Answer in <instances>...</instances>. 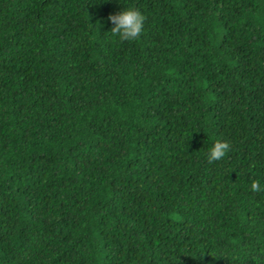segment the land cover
<instances>
[{
    "label": "trees",
    "instance_id": "trees-1",
    "mask_svg": "<svg viewBox=\"0 0 264 264\" xmlns=\"http://www.w3.org/2000/svg\"><path fill=\"white\" fill-rule=\"evenodd\" d=\"M0 264H264V0H0Z\"/></svg>",
    "mask_w": 264,
    "mask_h": 264
},
{
    "label": "clouds",
    "instance_id": "clouds-1",
    "mask_svg": "<svg viewBox=\"0 0 264 264\" xmlns=\"http://www.w3.org/2000/svg\"><path fill=\"white\" fill-rule=\"evenodd\" d=\"M108 20L111 21L110 31L122 40H134L143 27L144 16L141 11L129 4L122 5L115 13H110ZM229 149V143L222 139L214 140L207 148L206 159L209 163L220 160ZM252 189H258L259 184L253 180L251 182Z\"/></svg>",
    "mask_w": 264,
    "mask_h": 264
}]
</instances>
